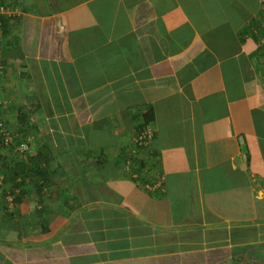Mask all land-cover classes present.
<instances>
[{"label": "crops", "instance_id": "1", "mask_svg": "<svg viewBox=\"0 0 264 264\" xmlns=\"http://www.w3.org/2000/svg\"><path fill=\"white\" fill-rule=\"evenodd\" d=\"M5 3L0 116L51 158L0 264H264L262 0ZM142 125L164 193L124 169Z\"/></svg>", "mask_w": 264, "mask_h": 264}, {"label": "trees", "instance_id": "2", "mask_svg": "<svg viewBox=\"0 0 264 264\" xmlns=\"http://www.w3.org/2000/svg\"><path fill=\"white\" fill-rule=\"evenodd\" d=\"M0 22H1V29L2 31H4L6 24L5 16H0ZM21 109L18 112H20L21 115L19 118L24 122L22 130H24V132H27L29 129L28 125H30V122L28 121V118L25 117V114L29 109L27 107H25L22 110ZM1 114L2 112L0 107V115ZM147 126L148 125H142L139 128L138 132H140V130H142L144 127ZM25 137H26L25 134L20 132L18 135L14 136V142L12 145L9 146H6L2 138L0 137V175H2L3 177L2 180L3 182L0 183V195H2V197H5L12 194L11 196H13L14 209L13 210L10 209L9 203L4 198L1 200L0 203L5 202L6 205H8L7 207L5 206L6 209L11 212L15 211L16 205H19L21 198L23 197L22 194L23 187L28 186L30 176L39 175L42 178L43 177L46 178L47 176H49V172H50V167L48 166V164L51 155L47 151L45 150L43 151L42 149H40L36 155L27 154L25 158L23 156L24 154L17 151V148H19L24 142L23 139ZM127 157L128 156H125L124 159L125 167H126ZM141 160H142L141 157H140V161L137 158L134 160V163L136 164V168L138 166L143 167L145 165V164H141V162H143ZM144 162L146 163V160H144ZM132 170L137 171L138 168L137 170H135L134 168ZM129 176L132 178L130 173ZM17 179L19 182H16ZM8 181L13 182V190L9 192L10 194H7L4 188V183L6 184ZM17 189L19 190L18 193L16 192Z\"/></svg>", "mask_w": 264, "mask_h": 264}, {"label": "built area", "instance_id": "3", "mask_svg": "<svg viewBox=\"0 0 264 264\" xmlns=\"http://www.w3.org/2000/svg\"><path fill=\"white\" fill-rule=\"evenodd\" d=\"M263 2V9H264V0ZM9 8L8 5L5 3V0H0V16L8 14ZM254 32L261 33L264 35V22H260L259 24L253 27ZM0 32H2L1 29V22H0ZM3 72V65L0 61V74ZM8 102L3 100L0 95V107L3 110H6L8 108ZM14 136L16 134L14 133V130L9 125L8 122H6L4 117L0 116V137L2 138L3 142L6 146L12 145L14 142ZM155 133L154 131L149 127H144L140 132L136 134V136L133 139L134 148L129 153L128 157L126 158V167L125 169L131 174L132 179L135 181L136 184H138L140 187L145 188V190L151 192V193H164L165 192V176L158 170V168L152 164H148L147 167H143L142 170L139 172L136 168V164L134 163V160L140 159L141 153H149L151 154V146L154 141ZM17 151L21 152L22 154H25L29 151V145L23 144L19 148H17ZM135 169L137 171H133L132 169ZM3 179V178H1ZM2 198L0 196V202ZM5 200L9 203V207L11 210L14 209V201L13 196L8 195L5 197Z\"/></svg>", "mask_w": 264, "mask_h": 264}, {"label": "rangeland", "instance_id": "4", "mask_svg": "<svg viewBox=\"0 0 264 264\" xmlns=\"http://www.w3.org/2000/svg\"><path fill=\"white\" fill-rule=\"evenodd\" d=\"M0 95H1V92H0ZM12 127V126H11Z\"/></svg>", "mask_w": 264, "mask_h": 264}]
</instances>
